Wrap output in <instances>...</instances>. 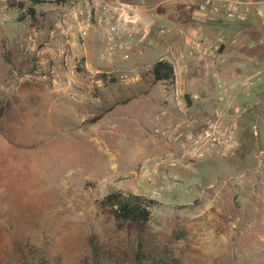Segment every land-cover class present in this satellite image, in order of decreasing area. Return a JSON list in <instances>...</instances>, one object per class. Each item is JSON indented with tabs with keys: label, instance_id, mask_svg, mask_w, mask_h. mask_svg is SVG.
<instances>
[{
	"label": "rangeland",
	"instance_id": "obj_1",
	"mask_svg": "<svg viewBox=\"0 0 264 264\" xmlns=\"http://www.w3.org/2000/svg\"><path fill=\"white\" fill-rule=\"evenodd\" d=\"M158 1L43 0L31 17L0 0V262L264 264V104L202 131L143 59L154 24L133 16ZM114 189L155 200L143 232L100 211Z\"/></svg>",
	"mask_w": 264,
	"mask_h": 264
},
{
	"label": "crops",
	"instance_id": "obj_2",
	"mask_svg": "<svg viewBox=\"0 0 264 264\" xmlns=\"http://www.w3.org/2000/svg\"><path fill=\"white\" fill-rule=\"evenodd\" d=\"M253 8L264 11V0L252 6L245 21L226 19L223 9L197 11L186 0H160L148 11L131 14L154 24L148 47L158 46L153 49L156 58L143 59L151 61L149 67L158 59L172 63L173 96H187V108L199 111L202 131L213 134L234 125L247 110L253 113L254 105L264 104V30ZM260 112L255 116L264 117ZM261 125L264 120L257 123Z\"/></svg>",
	"mask_w": 264,
	"mask_h": 264
},
{
	"label": "trees",
	"instance_id": "obj_3",
	"mask_svg": "<svg viewBox=\"0 0 264 264\" xmlns=\"http://www.w3.org/2000/svg\"><path fill=\"white\" fill-rule=\"evenodd\" d=\"M29 15L35 17L33 5L40 4L43 0H29ZM58 4H66L69 0H55ZM150 72L155 82H163L172 86L175 81L174 67L167 59H158L151 64ZM155 200L134 192H123L114 189L106 193L98 200L100 211L111 219L117 229L143 232L152 217V208ZM0 264H11L0 262ZM15 264H61L56 261L51 263L47 258L40 256L37 260H27L23 257Z\"/></svg>",
	"mask_w": 264,
	"mask_h": 264
},
{
	"label": "built area",
	"instance_id": "obj_4",
	"mask_svg": "<svg viewBox=\"0 0 264 264\" xmlns=\"http://www.w3.org/2000/svg\"><path fill=\"white\" fill-rule=\"evenodd\" d=\"M188 4L195 7L197 11L219 12L223 9V16L228 20L245 21L252 6L258 0H186ZM257 14L260 26L264 30V11L259 8H253ZM115 27L111 26L113 30Z\"/></svg>",
	"mask_w": 264,
	"mask_h": 264
}]
</instances>
